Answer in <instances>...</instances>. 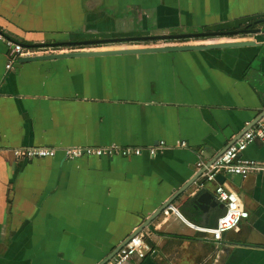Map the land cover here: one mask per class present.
Returning <instances> with one entry per match:
<instances>
[{
  "label": "crops",
  "instance_id": "obj_1",
  "mask_svg": "<svg viewBox=\"0 0 264 264\" xmlns=\"http://www.w3.org/2000/svg\"><path fill=\"white\" fill-rule=\"evenodd\" d=\"M199 32L212 34L130 40ZM0 34L36 51L14 57L0 39V264H106L148 230L152 253L126 264H264L259 169L227 177L250 216L221 241L169 209L207 226L224 212L206 214L190 193L202 185L201 151L215 160L261 123L264 0H0ZM159 141L187 148L131 158L13 154ZM242 157L262 164L264 143Z\"/></svg>",
  "mask_w": 264,
  "mask_h": 264
},
{
  "label": "built area",
  "instance_id": "obj_2",
  "mask_svg": "<svg viewBox=\"0 0 264 264\" xmlns=\"http://www.w3.org/2000/svg\"><path fill=\"white\" fill-rule=\"evenodd\" d=\"M0 39L11 47V54L14 57L32 56L36 51L26 48L23 43L12 40L0 34ZM18 60L16 59L15 63ZM14 66L11 61L7 64L10 69ZM251 142L264 143V114L261 123L233 141L215 160L206 159L201 153L198 154L197 169L201 171L202 185L208 186L217 195L220 202L225 204L224 212L219 216L214 225H199L189 222L174 206H170L174 213L178 214L182 220L188 223L194 230L199 232L203 238L211 241H221L225 236L239 233L250 213L237 191L233 190L227 183V177L241 176L248 177L254 170L259 169L264 174V162H258L243 158L242 153ZM187 148L185 141H179L174 145H169L165 141H159L155 145L138 146H109V147H59V148H17L14 155L28 160L57 157L63 154L68 160H73L82 155H122L131 158L148 153L156 156L167 149ZM218 175H224L225 181L220 182ZM154 230H148L138 237H134L125 243L120 250L110 258L106 264H126L130 259H144L153 251L152 237Z\"/></svg>",
  "mask_w": 264,
  "mask_h": 264
},
{
  "label": "water",
  "instance_id": "obj_3",
  "mask_svg": "<svg viewBox=\"0 0 264 264\" xmlns=\"http://www.w3.org/2000/svg\"><path fill=\"white\" fill-rule=\"evenodd\" d=\"M212 33H203V32H199V33H189V34H175V35H164L163 37H159V36H151V37H147V36H138V37H131L130 40L133 41H139L141 39H146V40H166V39H182V38H187V37H199V36H208ZM110 41H119L116 38L115 39H107ZM88 42H92V41H88ZM88 42H85L88 43ZM227 44H236L234 43H227ZM24 46H28L26 44H24ZM199 49L200 46L197 45H193V46H173V47H159V46H155L153 47H149L148 49H153V50H170V51H174V50H180V49ZM143 49H118V50H111V51H118V52H133V51H140ZM85 53H89V52H85ZM73 56L76 53H71ZM218 180L222 183L225 181V176L224 175H218L217 176ZM192 191H191V197L189 202L192 204H195L196 207H199L201 210H203L206 214H209L210 210L212 208H217L219 207V209L223 210L225 209V204L220 203L217 195L214 191H212L208 186H204V185H196L194 187H192ZM169 206V205H168ZM166 206V207H168ZM209 217H212V215H210ZM216 218V216H215ZM211 219V218H210ZM213 220V219H211ZM120 250V249H119ZM118 250V251H119ZM117 251V252H118ZM116 252V253H117ZM114 253L111 258L116 254ZM109 260V259H108Z\"/></svg>",
  "mask_w": 264,
  "mask_h": 264
},
{
  "label": "clouds",
  "instance_id": "obj_4",
  "mask_svg": "<svg viewBox=\"0 0 264 264\" xmlns=\"http://www.w3.org/2000/svg\"><path fill=\"white\" fill-rule=\"evenodd\" d=\"M174 207H175V206H174ZM178 217H179V216H178ZM185 219H187V218H185ZM187 220H188L189 222H192V221H190L189 219H187ZM192 223H194V222H192ZM194 224H196V223H194ZM126 243H127V242H126ZM152 243H153V242H152ZM153 248H154V247H153ZM150 254H151V253H150ZM150 254H149V255H150ZM149 255H148V256H149ZM148 256H147V257H148ZM147 257H146V258H147ZM144 259H145V258H144Z\"/></svg>",
  "mask_w": 264,
  "mask_h": 264
},
{
  "label": "trees",
  "instance_id": "obj_5",
  "mask_svg": "<svg viewBox=\"0 0 264 264\" xmlns=\"http://www.w3.org/2000/svg\"><path fill=\"white\" fill-rule=\"evenodd\" d=\"M191 221V220H190ZM193 222V221H192ZM194 223L198 224L197 221H195ZM200 225V224H199Z\"/></svg>",
  "mask_w": 264,
  "mask_h": 264
},
{
  "label": "flooded vegetation",
  "instance_id": "obj_6",
  "mask_svg": "<svg viewBox=\"0 0 264 264\" xmlns=\"http://www.w3.org/2000/svg\"><path fill=\"white\" fill-rule=\"evenodd\" d=\"M180 40V39H179ZM217 210H219V208H217Z\"/></svg>",
  "mask_w": 264,
  "mask_h": 264
}]
</instances>
